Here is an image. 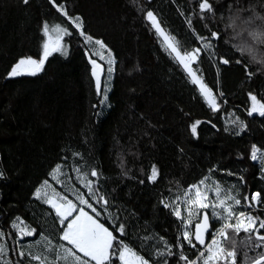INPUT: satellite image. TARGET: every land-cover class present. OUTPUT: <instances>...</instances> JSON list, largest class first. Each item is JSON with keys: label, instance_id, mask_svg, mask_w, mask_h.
Returning a JSON list of instances; mask_svg holds the SVG:
<instances>
[{"label": "trees", "instance_id": "obj_1", "mask_svg": "<svg viewBox=\"0 0 264 264\" xmlns=\"http://www.w3.org/2000/svg\"><path fill=\"white\" fill-rule=\"evenodd\" d=\"M210 2L217 11L202 20L200 17L205 14L199 12V0H60L70 14L81 17L85 35L104 42L106 51L94 44L86 45L47 0H30L29 5L22 0H0V172L4 173L0 179V231L5 233L0 243L8 248V259L13 264L17 256L11 224L17 216L24 221L20 226L36 231L32 237H23L16 243L32 245L36 252L44 249V241L36 244L41 235L59 243L55 214L35 199L34 193L48 180L66 196L74 189L87 198V190L81 187L74 171L77 167L83 169L81 175L90 174L92 168L102 173L98 183L108 194L109 211L126 225L127 236L122 239L151 264H159V258H154L153 247L140 238L160 237L156 228L163 222L175 234L180 228L161 199H175L188 184L205 176L210 181L218 180L225 191L235 187L241 195L249 196L259 191L264 199L261 164L249 158L253 144L264 150V117L246 114L250 91L258 98L264 97V71H258L261 65L249 63V56L238 51L239 46L250 42V26L243 21L251 19L254 6L257 17L264 15V10L257 0H242L243 8L239 9L236 21L237 9L231 6L241 0ZM148 10L154 11L183 48L197 46L194 32L210 36L212 30H219L229 41L226 45L223 40L214 43L222 48L221 55L228 58L231 54L241 64L233 59L229 65H221L217 59L214 65L205 53L199 65L205 83L218 96L217 112L204 104L181 67L162 50L144 18ZM186 17L193 22L191 29ZM45 22L50 26L61 23L73 32V36L63 40L67 54L53 53L34 76L8 78L7 72L19 59H39ZM231 23L234 28L227 26ZM251 27L259 30L260 21ZM259 53L258 58H264V47ZM87 57L102 69L99 94ZM110 59L115 60L111 74L107 72ZM245 66L253 73L251 79ZM217 89L223 97H219ZM237 117L246 124L239 136L230 123ZM197 121L200 123L194 137L191 125ZM57 164L61 165L59 180L63 183L50 176ZM153 166L158 177L150 183L147 177ZM213 168L215 172L210 171ZM228 171L235 175H227ZM238 176L244 178V184L239 183ZM140 187L151 202L149 220L123 204ZM242 210L264 217V203L257 205L256 210ZM99 219L110 230L113 228L107 216L101 215ZM210 226L206 243L211 240V231L220 224L212 222ZM245 239L244 233L237 238L238 242ZM173 251H184L195 258L196 249L187 245ZM260 251L264 249L252 251L241 245L237 264H250Z\"/></svg>", "mask_w": 264, "mask_h": 264}, {"label": "snow or ice", "instance_id": "obj_2", "mask_svg": "<svg viewBox=\"0 0 264 264\" xmlns=\"http://www.w3.org/2000/svg\"><path fill=\"white\" fill-rule=\"evenodd\" d=\"M47 2L56 13L62 16L75 29L76 33H79L86 45L94 44L99 46L100 49L107 51L104 42L100 39H93L91 35H85L83 21L80 16L70 14L66 10V5L60 3V0H47ZM22 3L29 5L30 0H22ZM257 4L260 9L264 10V0H257ZM231 7L237 9L234 19L239 21V9L243 8L242 0ZM198 8L201 14H205L201 15L200 19L202 20H206L208 14L214 15L217 11L210 0H199ZM255 10L256 6L251 10V19L243 21L244 25L250 26V30L247 31L250 42L239 46L238 51L242 55L246 53L249 56V63L260 64L261 68L258 71H264V58H258V55H260L259 49L264 47V15L255 16ZM244 11L247 13L249 10L244 9ZM181 14L183 15L184 13ZM144 18L151 25L158 40L163 41L165 50L170 57L178 62L190 79L191 84L197 87L199 95L207 106L212 112H217L220 107L217 103L218 96L205 83L199 65L205 53L208 54L214 65L217 59L221 65H229L233 59L236 64L242 63L240 59L231 56V54L228 55V58L221 55L222 48L218 46V43L214 42L223 40L225 45L228 44L229 41L224 39L223 33L219 30H212L210 36H205L194 32V43L197 46L186 49L181 46L180 41L172 33L166 30V27L162 25L154 11H146ZM257 20L260 21L259 30L251 27ZM186 23L190 29L193 27V22L190 18L186 17ZM227 26L234 28L235 24L231 23ZM42 35L44 40L39 59L36 60L30 56L19 59L11 66V70L7 72L8 78L22 74L34 76L44 67L45 61L53 53L67 54L63 40L66 36H73V32L68 27L63 26L61 23H55L50 26L45 22L42 25ZM85 55L89 56V53L86 51ZM92 55H95V53L93 52ZM108 56H112L110 51H108ZM88 63L92 66V78L96 82L97 93L99 94L101 89V66L91 58H89ZM114 64L115 60L110 59L109 67L107 68L109 74L114 71ZM245 73L249 79L252 78L253 73L248 72L247 66H245ZM107 90V86H105V93ZM217 91L219 92V97H223V92L219 91V89ZM247 98L250 102L246 109L247 116L252 117L253 114H256L259 117H264V97L258 98L256 94L250 91ZM199 123L200 121H197L191 125L194 137L197 134V125ZM230 123L237 129L234 133L237 136L246 129L245 122L238 117ZM225 131H228L227 127ZM74 155L78 154L74 153ZM249 158L261 164V178H264V150L253 144ZM74 171L81 187L87 190V198L74 189L70 190L69 196H66L57 191L48 180H45L34 193L35 199L41 200L55 214L56 220L54 223L59 225L57 229L59 243L54 244L52 238L41 235L36 244H40L41 241L45 242L43 252L33 251L32 245L16 243L23 237H32L36 231L27 226H20L24 225V221L17 216L11 224V228L15 230V239L13 240V243L16 244L14 254L17 259L15 264H26V258L28 264H151L144 255L135 251L132 246L122 239L127 236L126 225L116 220L112 212L109 211L111 202L108 194L106 191L101 190L98 183L102 178V173L95 168L90 170V174L85 172L81 175L83 171L81 167L75 168ZM210 171L215 172L216 169L213 168ZM61 174V165L57 164L52 169L50 176L58 183H63L59 180ZM227 175L233 176L235 173L228 171ZM157 177L158 171L153 166L151 174L147 177L148 182H155ZM3 178L4 173L0 172V179ZM209 179V177L205 176L198 182L188 184L182 190V195H177L175 199H161L160 203L163 207L170 209L176 220L180 221L181 227L179 231L181 235L175 238L174 244L163 236L146 235L140 238L144 244H150L153 247L154 258H159V264H173V261L175 264H237L238 251L241 245L252 251L264 249V232H262L264 230V217L242 210L264 203L262 194L259 191H255L250 196L248 194L241 195L235 187L225 191L218 180H213L212 184L209 185L207 183ZM237 179L240 184L245 183L242 176H238ZM41 189H45V191L42 192ZM182 212L186 213V216L182 215ZM101 215L107 216L109 223L113 224L111 230L99 219ZM194 220L193 232L190 226ZM211 220L219 221L220 226L211 231V240L206 243L205 234L210 231ZM16 221L20 222L19 225ZM115 233H119V236L115 235ZM241 233L245 234L246 239L238 242L237 238ZM4 239L5 233L0 231V241ZM152 241H155V244H152ZM183 245L196 249L194 259L186 255L184 251H173V248L181 249ZM197 245L200 247L197 248ZM247 254V251H245L244 256L246 257ZM0 264H13L8 259V248L4 243H0ZM250 264H264V251L258 252L256 257L250 260Z\"/></svg>", "mask_w": 264, "mask_h": 264}, {"label": "rangeland", "instance_id": "obj_3", "mask_svg": "<svg viewBox=\"0 0 264 264\" xmlns=\"http://www.w3.org/2000/svg\"><path fill=\"white\" fill-rule=\"evenodd\" d=\"M156 34V33H155ZM157 36V35H156ZM162 50L170 57L169 53L165 50V46L163 44L162 40H158ZM174 62H176L174 60V58L170 57ZM37 60V59H36ZM178 64V62H176ZM179 65V64H178ZM182 69V68H181ZM189 79V78H188ZM190 81V79H189ZM196 87V86H195ZM198 90V89H197ZM199 92V91H198ZM201 97V96H200ZM202 98V97H201ZM203 100V98H202ZM204 102V100H203ZM204 104L207 106V104L204 102ZM208 107V106H207ZM209 108V107H208ZM207 183L209 185L212 184V181L208 180ZM214 187V186H213ZM41 191H45V189H41ZM214 198V197H213ZM123 204L131 209H133L137 214H139L142 218H144L145 220H149L151 219V214H150V209H151V202L148 201L144 194H143V188H137L136 192L132 195L131 198H129L128 200L123 201ZM183 207V206H182ZM254 210H256L255 207H253ZM172 212V211H171ZM182 215L186 216V213L182 212ZM210 215V212H209ZM214 222L215 224L219 225L220 222L216 221V220H211L210 223ZM179 226L180 225V221H178ZM194 225H195V220L193 221L192 225L190 226L192 231L194 230ZM157 231L159 232V234L161 236H163L165 239H167L170 243H175V238L178 235H181L180 231L175 234L172 227L166 223L163 222L161 223L157 228ZM180 229V228H179Z\"/></svg>", "mask_w": 264, "mask_h": 264}, {"label": "water", "instance_id": "obj_4", "mask_svg": "<svg viewBox=\"0 0 264 264\" xmlns=\"http://www.w3.org/2000/svg\"><path fill=\"white\" fill-rule=\"evenodd\" d=\"M88 58V57H87ZM88 60H89V58H88ZM91 66V65H90ZM92 67V66H91ZM101 74H102V71L100 72V76H101ZM210 229H211V226H210ZM193 232H194V230H193ZM210 232V231H209ZM207 235H208V233H206L205 234V238H206V240H207ZM197 246H199V245H197ZM200 247V246H199Z\"/></svg>", "mask_w": 264, "mask_h": 264}, {"label": "built area", "instance_id": "obj_5", "mask_svg": "<svg viewBox=\"0 0 264 264\" xmlns=\"http://www.w3.org/2000/svg\"><path fill=\"white\" fill-rule=\"evenodd\" d=\"M257 206H255V208H256Z\"/></svg>", "mask_w": 264, "mask_h": 264}, {"label": "bare ground", "instance_id": "obj_6", "mask_svg": "<svg viewBox=\"0 0 264 264\" xmlns=\"http://www.w3.org/2000/svg\"><path fill=\"white\" fill-rule=\"evenodd\" d=\"M197 88V87H196Z\"/></svg>", "mask_w": 264, "mask_h": 264}]
</instances>
